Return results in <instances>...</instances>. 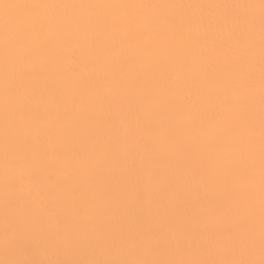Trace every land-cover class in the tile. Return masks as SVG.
I'll return each mask as SVG.
<instances>
[{"label":"bare ground","instance_id":"6f19581e","mask_svg":"<svg viewBox=\"0 0 264 264\" xmlns=\"http://www.w3.org/2000/svg\"><path fill=\"white\" fill-rule=\"evenodd\" d=\"M0 262L260 264V0H0Z\"/></svg>","mask_w":264,"mask_h":264},{"label":"snow or ice","instance_id":"6c2138e0","mask_svg":"<svg viewBox=\"0 0 264 264\" xmlns=\"http://www.w3.org/2000/svg\"><path fill=\"white\" fill-rule=\"evenodd\" d=\"M2 7H11L12 5H0ZM259 7L262 13V22H264V0H260ZM264 123V122H262ZM262 188H264V172H262ZM262 216H264V197H262ZM262 247H264V228H262ZM0 264H255L252 261L243 260H221V261H207V260H192V261H177V260H138V261H121V260H93V261H72V262H54V261H29V260H5ZM264 264V259L260 261Z\"/></svg>","mask_w":264,"mask_h":264},{"label":"rangeland","instance_id":"374dc122","mask_svg":"<svg viewBox=\"0 0 264 264\" xmlns=\"http://www.w3.org/2000/svg\"><path fill=\"white\" fill-rule=\"evenodd\" d=\"M18 259H19V258H18ZM18 259H17V260H18Z\"/></svg>","mask_w":264,"mask_h":264}]
</instances>
